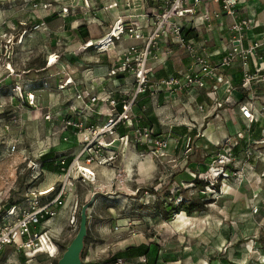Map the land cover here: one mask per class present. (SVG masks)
<instances>
[{
	"label": "rangeland",
	"instance_id": "rangeland-1",
	"mask_svg": "<svg viewBox=\"0 0 264 264\" xmlns=\"http://www.w3.org/2000/svg\"><path fill=\"white\" fill-rule=\"evenodd\" d=\"M110 1L0 0V226L8 222L9 205L25 207L32 195L58 185L60 171L41 168L42 154L51 151L69 164L87 143L95 152L94 176L77 182L62 216L44 227L56 255L25 257L6 245L0 264H57L84 204L81 264H116L115 253L140 244L147 255L117 264H264V21L248 58L257 72L232 102L220 103L219 116L208 111L217 100L205 92L176 100L139 95L112 139L106 125L118 114L112 102L129 100L134 88L131 72L108 75L130 41L121 39L108 54L95 44L117 12L103 8ZM83 25L91 47L79 35ZM168 45L164 61L178 75L185 54ZM242 105L256 121L239 119ZM69 116L81 122L79 130L64 128ZM142 126L151 131L146 140L136 133ZM161 140L166 147L157 146ZM194 196L206 202L201 210L167 207Z\"/></svg>",
	"mask_w": 264,
	"mask_h": 264
},
{
	"label": "built area",
	"instance_id": "built-area-1",
	"mask_svg": "<svg viewBox=\"0 0 264 264\" xmlns=\"http://www.w3.org/2000/svg\"><path fill=\"white\" fill-rule=\"evenodd\" d=\"M242 0H114L103 8L120 9V14L114 19L110 31L95 44L106 54L109 53L121 39L129 40L130 44L117 57V61L110 69L108 75L114 76L120 73L131 72L133 77L134 92L132 98L127 101H113V105L120 107L116 119L107 122V132L112 139L115 127L118 123L128 119L137 96L148 93L149 97H157L159 93H166L171 100L179 98L184 90L194 91L205 88L207 82L217 79L219 69L229 68L239 60L243 65L247 64L258 44L254 41L245 43L246 34L251 30L252 19L243 16L240 6ZM209 4L217 7L211 9ZM202 11L198 15L201 24L207 30L212 29L213 22L224 25L222 19L227 18L228 37L225 40L224 52L220 54L218 63L210 62V55L206 52L204 43L196 44L195 41L184 38L186 28L191 27L192 18L197 8ZM105 41V44H100ZM92 40L85 42L86 47H91ZM181 49L184 56L190 58L189 67L178 75H168L154 79L152 61L158 55L165 57L168 53L169 43ZM165 45V49L161 47ZM254 76L245 72L242 76V86L246 87ZM212 92L216 85L212 86ZM28 101L33 102V95L29 94ZM95 98H92L94 101ZM221 104L216 102V107ZM241 117L252 123L255 120L252 108L242 105L239 108ZM75 116H69L64 122V128L80 129L81 122H75ZM78 129V130H79ZM137 135L147 139L151 134L149 127L142 126L136 129ZM66 139V138H64ZM87 139L85 138L84 141ZM83 141V142H84ZM166 142L157 143L159 148L166 147ZM14 150V146L11 148ZM94 150L88 143L72 158L69 164L63 157H59L60 181L55 187H49L39 195H32L27 206H11L7 208L8 222L0 226V250L6 245H12L16 251L22 252L25 257H33L44 253L49 258L56 255V248L52 242V236L46 229L49 222L54 219L64 204L66 198L71 197V190L75 189L77 182H84L90 176H94L90 164L94 160ZM81 164V165H80ZM78 170V177H73V172ZM88 171L90 174H87ZM50 195L46 200L39 197ZM76 206V205H75ZM74 210L70 215V224L74 222ZM47 226V227H46ZM46 227V228H44ZM121 259L115 262L120 263Z\"/></svg>",
	"mask_w": 264,
	"mask_h": 264
},
{
	"label": "crops",
	"instance_id": "crops-1",
	"mask_svg": "<svg viewBox=\"0 0 264 264\" xmlns=\"http://www.w3.org/2000/svg\"><path fill=\"white\" fill-rule=\"evenodd\" d=\"M243 1V0H242ZM244 3L241 4L240 6V11L242 12L243 16H246L250 19H252L253 26L251 30H249L246 34V40L245 43H248L250 41H254L258 36H259V28L258 26L260 25L261 21H264V0H246L243 1ZM211 9H215L217 6L215 4H209ZM117 12L116 14L113 13L112 18L113 21L116 18L118 14H120V9H115ZM202 11V7L199 6L197 8V11L195 13L194 18H192V23H190L189 28H186L185 30H191L190 34H188L189 38L193 41L196 42V44L204 43L206 46V52L208 55H210V62L212 64L218 63L220 54L224 52V47H225V40L228 37V30H227V18L222 19L224 25H218L217 22H213L212 24V29L207 30L206 26L204 24H201V21L199 19V14ZM112 21V22H113ZM91 40V39H90ZM161 47L165 49V45L163 44ZM167 55L169 54V47H167ZM167 57V56H166ZM166 57H163L161 55H158L156 60L152 61V65L154 68V74L153 78L154 79H159L166 77L168 75H176L173 73L174 72V66L173 63L167 64L164 60ZM159 61L158 63H156ZM254 60H248L246 65H243L238 59L235 60V62L232 64L231 67L229 68H223L219 69L217 72V79L216 81H209L207 82L205 88L199 89V90H194V91H188L184 90L180 93V96H184L185 93L187 92H192V93H197V92H205V96L212 100L216 99L217 103H221L224 105V103H229L233 101L234 97H237V95L241 94V91H243L242 88H246L245 86H242V76L245 72L252 73L254 75V72H257L256 68V62ZM161 66L159 63H161ZM179 64L183 65L182 67V72L189 67L190 64V58L187 56L185 57L184 55L178 62ZM171 65V66H169ZM169 66V67H167ZM180 72V73H182ZM178 73V74H180ZM216 85V89L214 92H212L211 88L212 86ZM242 89V90H240ZM158 96H162L164 99H170L169 96L166 93H159ZM204 97V96H203ZM243 98V97H242ZM215 102V101H214ZM213 104V103H212ZM227 105V104H226ZM214 105H211L210 110L208 111H213V115L215 114L216 116H219L221 110L220 108H214ZM229 109V108H227ZM224 109V110H227ZM239 119L244 121V119L241 117L240 112H239ZM63 211L60 209L58 212V219L62 216ZM56 216V217H57ZM55 217V218H56ZM54 218V219H55ZM53 220V219H52Z\"/></svg>",
	"mask_w": 264,
	"mask_h": 264
},
{
	"label": "trees",
	"instance_id": "trees-1",
	"mask_svg": "<svg viewBox=\"0 0 264 264\" xmlns=\"http://www.w3.org/2000/svg\"><path fill=\"white\" fill-rule=\"evenodd\" d=\"M78 31H79V35H80V37L84 43L90 40L89 33H88L89 30H87V28L84 25L80 26V28H78ZM190 32H191V30H189V29L184 30V33H183L184 38H189L188 34H190ZM143 96L149 97L148 93H145ZM143 96H142V98H143ZM118 110L120 111V107L118 108ZM38 161L40 162L41 168L46 169L47 171H50V172H56V171L58 172L59 171L58 160L55 158L54 154L51 151L47 152L45 154H42L39 157ZM200 182L201 181H199V182L197 181L196 182L197 186H195V187H198L199 186L198 183H200ZM196 198L197 197L194 196L191 200H180V202H178V204H177L178 206H176L175 208H172V203L169 205L167 204V207H170L171 210L174 209V211H173L174 213H178L179 211H185L186 213L190 214L194 211L201 210L203 205L206 204V202L197 201ZM14 205L15 204H12L9 206L6 205V206H8L7 208H10L11 206H14ZM7 208H5V209H7ZM164 209H165L164 214L166 216H169L171 214V212H168L167 208H164ZM85 239H86V236L84 238V242H85ZM65 249H64V251H65ZM147 253H148L147 245L140 244L137 246H131V247L126 248L123 251H119V252L115 253L111 258V260H112L111 262H116L117 259H122V257H124L125 259L143 257V256L147 255ZM82 256H83V253L81 252L80 257L82 258Z\"/></svg>",
	"mask_w": 264,
	"mask_h": 264
},
{
	"label": "water",
	"instance_id": "water-1",
	"mask_svg": "<svg viewBox=\"0 0 264 264\" xmlns=\"http://www.w3.org/2000/svg\"><path fill=\"white\" fill-rule=\"evenodd\" d=\"M87 208L88 204L81 207L79 215L78 230L71 240V243L66 247L61 257L57 260V264H81L80 254L84 246V238L87 234Z\"/></svg>",
	"mask_w": 264,
	"mask_h": 264
},
{
	"label": "bare ground",
	"instance_id": "bare-ground-1",
	"mask_svg": "<svg viewBox=\"0 0 264 264\" xmlns=\"http://www.w3.org/2000/svg\"><path fill=\"white\" fill-rule=\"evenodd\" d=\"M106 42L105 41H103V42H101L100 44H105ZM91 44H92V42H91ZM54 60H53V58H51V62H53ZM86 173L87 174H90L88 171H86ZM91 175V174H90ZM47 192V191H46ZM46 192H42V193H46Z\"/></svg>",
	"mask_w": 264,
	"mask_h": 264
}]
</instances>
